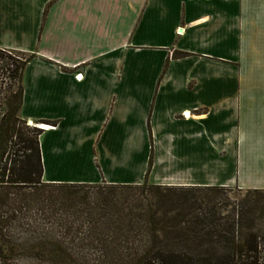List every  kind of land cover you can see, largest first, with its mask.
I'll use <instances>...</instances> for the list:
<instances>
[{
	"label": "crops",
	"instance_id": "0c3cea01",
	"mask_svg": "<svg viewBox=\"0 0 264 264\" xmlns=\"http://www.w3.org/2000/svg\"><path fill=\"white\" fill-rule=\"evenodd\" d=\"M0 50L43 182L264 191V0H0Z\"/></svg>",
	"mask_w": 264,
	"mask_h": 264
},
{
	"label": "trees",
	"instance_id": "16d2710c",
	"mask_svg": "<svg viewBox=\"0 0 264 264\" xmlns=\"http://www.w3.org/2000/svg\"><path fill=\"white\" fill-rule=\"evenodd\" d=\"M4 54L0 264H264V191L231 200L228 188L151 186V157L137 186L43 182L42 131L19 116L33 55Z\"/></svg>",
	"mask_w": 264,
	"mask_h": 264
},
{
	"label": "rangeland",
	"instance_id": "374dc122",
	"mask_svg": "<svg viewBox=\"0 0 264 264\" xmlns=\"http://www.w3.org/2000/svg\"><path fill=\"white\" fill-rule=\"evenodd\" d=\"M11 54L16 55L15 52H11ZM8 57H9V54L0 55V97L2 96V93L10 87V83L13 82L11 78L9 77V73L11 71V66H10L11 61L8 59ZM34 124L39 129H43V130L44 128L42 126L43 125L47 126V124H44V123H34ZM26 125H27V122H26ZM228 189L230 191L227 193V196L231 200L243 198L245 195L244 194L245 191H241V190L239 191L238 189H235V188H228Z\"/></svg>",
	"mask_w": 264,
	"mask_h": 264
},
{
	"label": "water",
	"instance_id": "95a60500",
	"mask_svg": "<svg viewBox=\"0 0 264 264\" xmlns=\"http://www.w3.org/2000/svg\"><path fill=\"white\" fill-rule=\"evenodd\" d=\"M27 126H28V127L37 128L36 125L33 124L31 121H27Z\"/></svg>",
	"mask_w": 264,
	"mask_h": 264
},
{
	"label": "built area",
	"instance_id": "2783aa9c",
	"mask_svg": "<svg viewBox=\"0 0 264 264\" xmlns=\"http://www.w3.org/2000/svg\"><path fill=\"white\" fill-rule=\"evenodd\" d=\"M183 118H187V116L185 115V113L183 114ZM45 128H49V127H47V126H44ZM37 129H39L38 127H37Z\"/></svg>",
	"mask_w": 264,
	"mask_h": 264
},
{
	"label": "bare ground",
	"instance_id": "6f19581e",
	"mask_svg": "<svg viewBox=\"0 0 264 264\" xmlns=\"http://www.w3.org/2000/svg\"><path fill=\"white\" fill-rule=\"evenodd\" d=\"M41 127V126H40ZM44 129H46L44 126H42Z\"/></svg>",
	"mask_w": 264,
	"mask_h": 264
}]
</instances>
